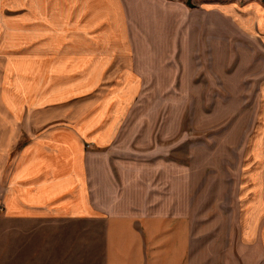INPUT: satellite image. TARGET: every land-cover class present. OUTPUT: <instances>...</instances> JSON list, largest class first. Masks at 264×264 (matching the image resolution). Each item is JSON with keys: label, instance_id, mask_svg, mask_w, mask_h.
Masks as SVG:
<instances>
[{"label": "crops", "instance_id": "1", "mask_svg": "<svg viewBox=\"0 0 264 264\" xmlns=\"http://www.w3.org/2000/svg\"><path fill=\"white\" fill-rule=\"evenodd\" d=\"M209 1L75 0L74 19L67 14L55 25L48 14L36 17L49 13L47 7L39 13L34 0H26L27 13L16 17L20 27L0 23V202L6 215L39 220L106 215L103 264H196V258L202 260L198 264H209L207 253L191 247L193 210L183 207V196L192 193L188 168L179 170L172 155L132 153L144 141L120 138L133 100L143 95L177 97L180 75L183 82L209 76L211 51L226 52L228 37L264 34V15H232L224 1L214 7ZM252 17L260 27L253 20L244 23ZM36 24L44 33L35 32ZM57 29L65 41L67 34L76 35V42L66 41L67 48H61L69 52L57 58L50 53L36 56V51L51 48L46 40ZM78 36L86 43L77 42ZM258 43L264 48V37ZM35 57L73 66L80 73L74 80L86 75L85 89L102 80L110 86L67 106L64 99L83 85L67 93L60 84L53 88L57 94L46 91L42 101L34 94V76L27 69ZM112 57L121 66L118 78L110 72ZM222 64L225 58L218 62ZM51 96L57 98L50 101ZM39 101L58 105L43 110L48 117L42 123L28 119L20 125L18 116L34 112ZM179 223L183 227L177 231ZM42 253L43 264L51 263L53 253Z\"/></svg>", "mask_w": 264, "mask_h": 264}, {"label": "rangeland", "instance_id": "2", "mask_svg": "<svg viewBox=\"0 0 264 264\" xmlns=\"http://www.w3.org/2000/svg\"><path fill=\"white\" fill-rule=\"evenodd\" d=\"M221 1L232 15L241 13L244 17L250 11V17L264 15V0H210L208 5L218 6ZM42 6L49 13L41 14ZM75 6V0H34V10L40 13H35L36 17L48 14L55 25L67 14L73 20ZM27 10L26 0L1 1L0 23L18 27L16 17ZM252 20L261 26L253 17L244 18V23ZM35 32L41 34L44 30L36 24ZM60 33L58 29L50 33L46 42L51 43V48L36 51V56L50 53L53 58L68 53L62 50L64 43L76 42V35L67 34L65 41ZM262 37L263 32L228 37L226 52L211 51L209 76L191 77L186 81L188 84L180 75L177 97L136 98L123 121L122 141L127 138L144 141V147H132L135 151L130 152L172 155L178 158L179 170L188 168L192 193L183 196V207L193 210L188 224V233L193 235L191 247L196 252L207 253L209 264H264V48L258 43ZM78 40L86 43L81 36ZM82 53L86 57L88 52ZM224 58L225 65L218 66ZM46 59L35 57L27 67L34 76V94L42 101L47 97L46 91L57 94L53 88L60 84H65L67 93L74 92L75 85H83L78 94L64 99L67 106L110 86L102 80L95 88L85 89L86 75L79 82L73 79L75 74H80L71 70L73 66L64 67L58 60ZM115 59L111 58L110 72L118 78L121 66ZM56 98L51 96L50 101ZM57 103L39 101L40 106L35 104L31 114L24 111L18 122L22 125L31 119L36 124L42 123L48 117L43 110ZM130 144L124 142L125 146ZM178 218L181 220V214ZM107 222L106 215L98 219L39 220L10 217L1 210L0 264H43L42 252L53 253L51 263L46 264H103ZM175 227L180 231L183 224L179 223L178 229ZM74 252L82 254H70ZM255 252L258 255H253ZM201 261L195 259L196 264Z\"/></svg>", "mask_w": 264, "mask_h": 264}, {"label": "built area", "instance_id": "3", "mask_svg": "<svg viewBox=\"0 0 264 264\" xmlns=\"http://www.w3.org/2000/svg\"><path fill=\"white\" fill-rule=\"evenodd\" d=\"M2 210V205L0 204V211Z\"/></svg>", "mask_w": 264, "mask_h": 264}]
</instances>
